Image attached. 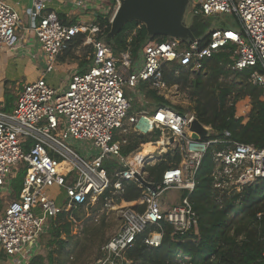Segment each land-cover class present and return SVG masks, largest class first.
Masks as SVG:
<instances>
[{
	"label": "built area",
	"instance_id": "obj_1",
	"mask_svg": "<svg viewBox=\"0 0 264 264\" xmlns=\"http://www.w3.org/2000/svg\"><path fill=\"white\" fill-rule=\"evenodd\" d=\"M120 1L110 0V7L100 9L101 0H74L75 23L66 24L49 10V0H32L23 25L17 11L0 0V46L21 51L25 37L34 33L37 49L31 58L43 68L37 81L20 86L10 111L0 105V199L11 196L12 182L25 169L19 193L0 211V264H30L39 255L40 239L59 215L66 214L73 229L79 225L74 212L99 203L101 213L118 211L120 226L101 247L96 264H132L125 253L151 226L168 224L173 234H197L199 217L187 195L171 208L160 199L171 189L190 194L205 156L211 159L210 179L219 204L264 179V147L233 141L228 132L217 137L200 121L209 135L193 139L195 112L181 114L162 106L132 113L126 95L128 90L144 98L139 89L145 83L167 100L178 88L166 83L164 68L175 75L200 72L206 60L228 45L234 46L231 70L252 69L248 82L264 89V0H190L185 16L206 20L228 14L234 16L236 27H213L193 42L150 40L135 55L130 47L116 53L103 40L106 26L99 15H106L110 24ZM92 9L98 16L85 18ZM79 34L84 39L77 50L90 48L86 69L68 71L58 87L48 85L46 74L58 70V58ZM119 131L148 140L156 136L147 142L155 150L142 156L139 143L124 155L127 140H115ZM168 153H176L179 162L169 163L159 182L150 181L145 168L164 161ZM107 160L116 164L111 175L104 167ZM124 182L141 190V211L117 204ZM52 188L64 194L61 206L48 193ZM161 238L162 233L149 232L144 243L158 247Z\"/></svg>",
	"mask_w": 264,
	"mask_h": 264
},
{
	"label": "trees",
	"instance_id": "obj_2",
	"mask_svg": "<svg viewBox=\"0 0 264 264\" xmlns=\"http://www.w3.org/2000/svg\"><path fill=\"white\" fill-rule=\"evenodd\" d=\"M99 21L106 26L103 40L111 45L116 53L130 47L132 54L135 55L148 41L167 39L165 37L151 39L144 26L137 22L127 23L117 36L107 39L110 30L108 17L99 15ZM193 21L197 23L191 26L196 38H199L210 24L201 18H195ZM83 39L84 36L76 35L64 50L61 60L66 58L76 60L74 51L81 45ZM204 42L206 39L202 43ZM233 50L234 46L228 45L218 51L204 62L203 70L194 74L181 72L175 75L174 70L164 68L163 78L169 86H176L178 91L188 93L198 121L210 125L217 137H222L224 132H228L233 141L263 148L264 89L248 82L252 69L231 70ZM89 61L90 59L81 62V65H86ZM140 90L144 99L148 101L147 104L155 108L169 106L181 114L185 113L150 90L147 84H140ZM8 92L6 87L4 101L10 104L12 97ZM244 99L249 100V112L245 117H238L237 104ZM6 110L10 111L11 106L6 107ZM155 139L156 136L148 140L144 136L130 135L127 145L122 147V153L126 155L139 143L145 144ZM164 159L145 168L150 181L159 182L168 164H177L180 157L176 153L173 155L168 153ZM104 167L111 175L116 164L112 160H107ZM211 170V159L207 155L196 173L193 191L190 194L181 191V197L187 195L198 214L197 234L195 236L188 233L173 234L168 224L151 226L138 235L133 246L126 251L125 256L132 264H264V179L245 187L241 194L222 199L219 204L216 200L218 192L212 189ZM24 174L25 169H22L13 182L16 194L22 187ZM140 194L141 190L136 184L124 182L117 197V204L141 211L143 207L139 204ZM74 216L80 218L78 214ZM153 231L162 233L160 245L154 248L144 243L148 233ZM49 234L52 240L47 245L49 251L46 257L38 255L30 264H66L69 255L71 253L75 255L74 251L79 243L74 240L72 225L66 214L57 217ZM77 261L78 257L75 256L70 264Z\"/></svg>",
	"mask_w": 264,
	"mask_h": 264
},
{
	"label": "rangeland",
	"instance_id": "obj_3",
	"mask_svg": "<svg viewBox=\"0 0 264 264\" xmlns=\"http://www.w3.org/2000/svg\"><path fill=\"white\" fill-rule=\"evenodd\" d=\"M102 6L100 9H103L104 7H110V0H101ZM91 12L96 13L94 9H92ZM93 16H98L94 14ZM190 16H185V24L193 25L195 21L191 20ZM207 24H210V27L208 25V29L204 31L206 33L209 29L213 27L222 26L224 28H235L236 23L234 16L228 15V14H221L215 17H211L205 20ZM197 23V22H196ZM195 23V24H196ZM26 24V19L23 21V25ZM206 25V24H204ZM31 36L35 38L34 33H31ZM64 52V51H63ZM60 55L58 58L57 67L60 69L59 72H51L46 74L45 81L48 85L52 87H58L65 78L66 75V69L69 67L71 68V65H81V62L87 60L90 57V48H81L79 50L74 51V55L76 57V60L71 59H64L61 60V57L64 56V53ZM16 57V56H15ZM13 59V58H11ZM14 60H10L8 66L10 70L14 69L12 74H9L8 77L5 79L6 87L9 90V94L12 97V101H10V104L13 105L16 95L21 90L20 86L24 83H33L38 80V77L41 73V70L43 68L41 67V63L34 61L33 64L30 66H27L25 69H23V66L19 68L17 67V62ZM62 66V67H61ZM71 66V67H70ZM86 69V65L83 64V70ZM69 71V70H68ZM67 71V72H68ZM140 93L142 94L141 90L139 89ZM126 95L130 100L131 109L130 111L132 113H137L139 111H152L155 107L147 104L148 101H146L144 98L138 95L137 92L131 91L129 92L126 90ZM3 96V95H2ZM3 99L6 98L3 96ZM3 100V101H4ZM171 106L177 107L181 110H183L185 113L193 110V102L189 98V95L186 91H175L173 90L171 96L167 99ZM249 105V100L244 99L240 101L237 104L238 113L241 111H245V108ZM131 134H121L119 131L118 134H116V139L124 138L128 139V136ZM75 148H79L78 145L74 144ZM14 190V183L12 182V186L10 189ZM60 192V193H59ZM48 193L56 198L57 205L61 206L62 202L64 201V194H62L61 190L57 188H52L48 191ZM3 194V193H2ZM14 195H16V191L11 194V196H7L6 198L2 197L0 199V211L3 212L2 207L5 206V204L11 200ZM181 197V191L179 190H168L165 191L162 195L160 202H165L168 204L169 208L173 207L174 205H177L180 201ZM101 204L99 203L93 208H89L87 211L81 208L79 211H77L75 214H78L80 218L74 217L76 222L79 224L78 226H74L73 228V235H75V239L77 240L79 245L77 246L75 252V255H72L71 253L69 255L68 261L66 264H70L73 261V258L75 256L78 257V261L75 264H96L97 261L101 258L100 249L101 247L116 233L118 230V227L120 226V215L118 211H103L102 213L98 210H100ZM98 211V212H97ZM74 214V215H75ZM98 214L100 215V218L98 220H95L94 216ZM73 227V226H72ZM64 239V237H62ZM50 234L44 235L40 239V252L39 255L42 257H46L49 248L48 243L51 241ZM52 250V249H51ZM3 259V256H1ZM46 263V261H45ZM56 263V261H54Z\"/></svg>",
	"mask_w": 264,
	"mask_h": 264
},
{
	"label": "water",
	"instance_id": "obj_4",
	"mask_svg": "<svg viewBox=\"0 0 264 264\" xmlns=\"http://www.w3.org/2000/svg\"><path fill=\"white\" fill-rule=\"evenodd\" d=\"M190 0H121L113 15L107 39L117 36L129 22H137L144 26L147 35L153 39L157 37L175 38L183 42H193L196 39L194 29L185 24V15ZM193 139L203 140L209 131L204 129L199 121L191 125ZM146 187H154L139 179Z\"/></svg>",
	"mask_w": 264,
	"mask_h": 264
},
{
	"label": "crops",
	"instance_id": "obj_5",
	"mask_svg": "<svg viewBox=\"0 0 264 264\" xmlns=\"http://www.w3.org/2000/svg\"><path fill=\"white\" fill-rule=\"evenodd\" d=\"M6 2L11 5L19 14V17L24 21L25 19L27 20V11L31 7L32 0H6ZM73 2L74 0H49L48 7L49 10L54 11L60 20L66 24H74L75 23V15H73ZM94 14L97 15V13L89 12L85 13V18L87 17H95L93 16ZM97 17V16H96ZM26 36V35H25ZM20 47H22V50H18L17 52L10 51L4 47L0 46V105L4 106L5 110L6 107L11 106L12 104H7V102L3 101V96L5 93L6 89V81L5 79L8 77L9 74H12L14 69L10 70L9 72V62L10 60H14L17 62V67L19 68L23 66V69H25L27 66H30L33 64L34 60L31 58V55H35L36 53V43L35 39L31 36V33H29L23 43H21ZM29 50L30 52L26 51ZM16 56V57H15ZM13 58V59H11ZM72 66V67H71ZM71 68L66 69V74L67 71L69 70H77V71H83V64L82 65H71ZM62 67V66H61ZM60 69L56 70V72H59ZM3 95V96H2ZM250 106L248 105L245 108V111H241L238 113L237 111V116L238 117H245L248 112H249ZM9 111V110H6Z\"/></svg>",
	"mask_w": 264,
	"mask_h": 264
},
{
	"label": "bare ground",
	"instance_id": "obj_6",
	"mask_svg": "<svg viewBox=\"0 0 264 264\" xmlns=\"http://www.w3.org/2000/svg\"><path fill=\"white\" fill-rule=\"evenodd\" d=\"M141 148L142 149H141L140 153L142 156H148V155H150V153L152 151L155 150L154 145L152 143H145L142 145Z\"/></svg>",
	"mask_w": 264,
	"mask_h": 264
}]
</instances>
